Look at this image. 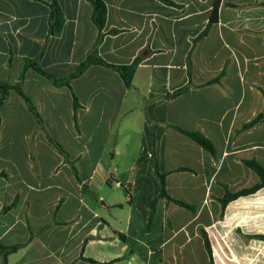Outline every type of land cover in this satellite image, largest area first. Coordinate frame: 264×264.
Listing matches in <instances>:
<instances>
[{
	"label": "crops",
	"instance_id": "1",
	"mask_svg": "<svg viewBox=\"0 0 264 264\" xmlns=\"http://www.w3.org/2000/svg\"><path fill=\"white\" fill-rule=\"evenodd\" d=\"M172 1L178 6L105 0L97 51L112 64L143 57L131 88L102 65L70 87L30 68L22 91L43 127L10 91L0 108V245L21 247L7 264H264V188L224 211L219 201L258 184L243 160L264 167V121L241 130L264 113V0H219V20L192 54L194 86L166 99L187 82L192 40L216 2ZM51 2L0 0V82L17 85L26 59L68 77L96 46L90 0H58L64 24L50 37ZM223 71L219 83L201 87ZM170 125L209 138L216 157ZM138 132L139 152L127 163ZM152 132L168 194L194 210L160 199L147 230L145 203L160 192Z\"/></svg>",
	"mask_w": 264,
	"mask_h": 264
},
{
	"label": "trees",
	"instance_id": "2",
	"mask_svg": "<svg viewBox=\"0 0 264 264\" xmlns=\"http://www.w3.org/2000/svg\"><path fill=\"white\" fill-rule=\"evenodd\" d=\"M159 1H161L162 3L169 5V6H175V7L178 6L172 0H159ZM90 2L92 5V8H93L91 19L97 28V40H96V46L94 47L92 52L88 55V57L79 65V67L76 69V71H74L72 74H70L68 77H65V78H57V77L47 73L43 69V67H41V65L38 63L37 60L26 59L24 69H23L21 76H20V82L17 85L13 86V85H10L8 83L0 82V108L8 100L10 91L12 89H15L18 92V94L24 99L28 109L36 117L40 127H43V122H42L36 108L33 106L30 99L22 91V83L26 77L27 70L30 68H33L34 70H36L41 75L50 79L58 87H61V86L70 87L71 80L82 75L91 65H102V66L111 68L114 71H116L120 75L122 81L124 82V85L127 88H131L132 83H133V79H134V75L136 73L138 66L142 62L143 57L138 56L129 64H112V63H108L107 61H105L98 54L97 46L102 42V40L104 39V37L106 35L105 27H106V22H107V17H108V7H107L105 0H90ZM219 6H220V1L216 0L215 4L213 6L212 12H211L209 21H208L205 29L202 32H200L192 40V48H191V50L187 56V75H188L187 82L182 87L174 90L171 93H168L165 96L166 99L176 98L179 95H182L183 93L188 91V89L190 87L194 86L193 80H192V75H191L192 54H193V51H194L196 44L208 34L211 26L218 22V20H219ZM63 24H64V16H63V13H62L60 6L58 4V0H52L49 36L51 37V36L59 35ZM224 74H225V71H223L216 78H214V79L206 82L205 84L201 85V87L219 83ZM73 97H74L73 98V101H74V120L77 123V120H78L77 119V111L80 108V104L78 102L77 97L75 95ZM261 121H264V113H260L259 115L254 117L251 121L244 124L243 127L241 128V130L242 131L249 130ZM170 127L178 130L179 132H181L185 136L189 137L194 142H196L198 145H200L203 149L209 151L214 157H216V148H215L213 142L209 138L205 137L204 135H202L198 132L187 131V130H184V129L177 127V126L170 125ZM48 138L57 147V149L65 156V158L68 160V155L63 151L61 145L57 141L51 139L49 136H48ZM151 145H152L151 154H152V157L154 159L155 172H156V174L159 178V181H160V192L154 199L145 203V205L149 208V211H150L149 212V219H148V223H147V230H149L151 225H152V221H153L154 214L156 211V206H157V203L160 199H167L168 201H172V202H174V203H176L182 207H185V208L190 209V210H194V207H192V206H190V205H188L182 201L173 199L168 194L167 184H166L167 173H163L160 171L159 163H158V160L156 159V156H155L156 141H155V136H154L153 132L151 134ZM243 162L258 175L259 182L255 186L248 188V189L241 190L239 192L232 193L230 191H227L224 198L219 200L221 203V206H222V211H224L226 205L229 202L233 201L234 199H237L241 196L253 194L256 191H258L259 189L264 188V167L254 158L243 160ZM74 173H75L76 178L79 181L78 171L75 167H74ZM202 236L204 239V244H205L206 250H207L208 254L210 255V258L212 259V247H211L208 235L206 234V232L202 231ZM20 247H21L20 245H16V246L0 245V254L3 257L2 264H7V256L10 253L17 251ZM88 260L91 262H95L94 260H91V259H88ZM107 264H112V263H107Z\"/></svg>",
	"mask_w": 264,
	"mask_h": 264
},
{
	"label": "rangeland",
	"instance_id": "3",
	"mask_svg": "<svg viewBox=\"0 0 264 264\" xmlns=\"http://www.w3.org/2000/svg\"><path fill=\"white\" fill-rule=\"evenodd\" d=\"M132 143H133L135 146H136V144H137V146H136L134 149H133V147H132L130 153H127L128 157H129V158L127 157V163L130 161V158H131V159H132V158H136V153L139 152L140 132H138V133L135 135V137H134Z\"/></svg>",
	"mask_w": 264,
	"mask_h": 264
}]
</instances>
